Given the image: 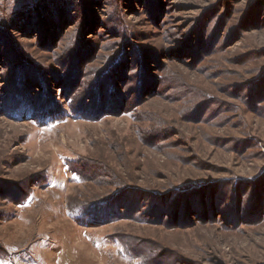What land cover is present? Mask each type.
Masks as SVG:
<instances>
[{
    "label": "rangeland",
    "instance_id": "1",
    "mask_svg": "<svg viewBox=\"0 0 264 264\" xmlns=\"http://www.w3.org/2000/svg\"><path fill=\"white\" fill-rule=\"evenodd\" d=\"M0 264H264V0H0Z\"/></svg>",
    "mask_w": 264,
    "mask_h": 264
},
{
    "label": "trees",
    "instance_id": "2",
    "mask_svg": "<svg viewBox=\"0 0 264 264\" xmlns=\"http://www.w3.org/2000/svg\"><path fill=\"white\" fill-rule=\"evenodd\" d=\"M131 189V188H130ZM133 192H136V190H134ZM118 218H120V216H117ZM125 245H126V248L129 250V246H128V244H126L125 243ZM128 252H130V251H128Z\"/></svg>",
    "mask_w": 264,
    "mask_h": 264
}]
</instances>
